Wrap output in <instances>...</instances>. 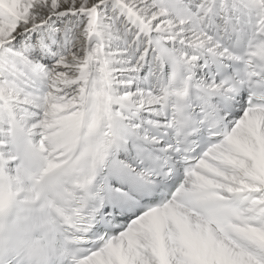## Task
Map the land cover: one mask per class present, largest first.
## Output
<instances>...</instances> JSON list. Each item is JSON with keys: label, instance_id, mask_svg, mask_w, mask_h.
<instances>
[{"label": "snow or ice", "instance_id": "6c2138e0", "mask_svg": "<svg viewBox=\"0 0 264 264\" xmlns=\"http://www.w3.org/2000/svg\"><path fill=\"white\" fill-rule=\"evenodd\" d=\"M0 264H264V0H0Z\"/></svg>", "mask_w": 264, "mask_h": 264}]
</instances>
